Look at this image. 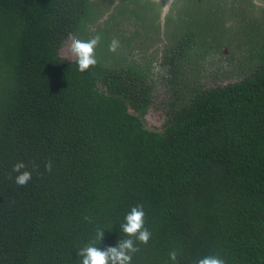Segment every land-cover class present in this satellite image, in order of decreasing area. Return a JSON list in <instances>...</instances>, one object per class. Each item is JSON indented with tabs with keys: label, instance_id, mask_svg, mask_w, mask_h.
Returning <instances> with one entry per match:
<instances>
[{
	"label": "trees",
	"instance_id": "trees-1",
	"mask_svg": "<svg viewBox=\"0 0 264 264\" xmlns=\"http://www.w3.org/2000/svg\"><path fill=\"white\" fill-rule=\"evenodd\" d=\"M228 1L184 0L160 77L140 52L159 31L152 0H0V264H78L97 226V247L117 245L136 205L152 238L132 264H170L172 250L179 264H264V0ZM70 34L101 36L87 72L62 57ZM219 53L241 54L242 79ZM150 107L165 109L160 130Z\"/></svg>",
	"mask_w": 264,
	"mask_h": 264
},
{
	"label": "clouds",
	"instance_id": "clouds-1",
	"mask_svg": "<svg viewBox=\"0 0 264 264\" xmlns=\"http://www.w3.org/2000/svg\"><path fill=\"white\" fill-rule=\"evenodd\" d=\"M68 50L75 57L78 71L81 73L89 71L98 61L95 50L101 42L99 34L83 40L73 35L68 36ZM120 47L118 40L113 39L109 44V51L115 53ZM28 166L20 161L13 165L12 172L16 173L14 183L17 187L23 188L32 180V171L27 170ZM38 169V165L33 170ZM46 172L53 171V161L48 160L44 164ZM12 179V176H9ZM84 220L91 223L89 216ZM123 238L117 242L116 246H106L101 250L97 247L105 235V229L97 226L94 237L77 251L80 257L78 264H132L133 257L140 251V245H148L152 232L145 227V212L143 205H136L125 215L124 223L120 225ZM180 253L177 250L169 252L170 264H179ZM195 264H226V261L218 255H206L199 258Z\"/></svg>",
	"mask_w": 264,
	"mask_h": 264
},
{
	"label": "rangeland",
	"instance_id": "rangeland-1",
	"mask_svg": "<svg viewBox=\"0 0 264 264\" xmlns=\"http://www.w3.org/2000/svg\"><path fill=\"white\" fill-rule=\"evenodd\" d=\"M123 1L124 0H113V2H114L113 9L118 10L120 7L117 8V6L120 5L121 3H123ZM112 10H111V12L107 10V12L104 13V17L100 21L101 23H103L109 17L110 13L114 12ZM238 24L236 23L235 25L237 26ZM136 30H137V28L135 29V31ZM146 36H148V33L146 34ZM169 40H170V38L167 36V31L164 30L163 37L159 40L158 43H156L154 45V40L149 38V41L147 42L146 48L140 50L141 53H144L143 57L152 63V65L154 66L153 69H154L155 73L157 75H160V77L165 76L166 72H165V69L162 68L161 64H160L161 63V54L159 52V45L161 42L165 43L164 45H166ZM68 44H66L61 50L62 57L66 60H74L75 57H73L68 50ZM228 54H229V52H228ZM228 54H226V55H228ZM239 55H241V54L235 53L234 56H235L236 61L234 60L233 63H231L229 61H226L225 58H223L222 55L219 53V54H215L214 61L217 62V60L222 59L221 61H223V65L221 64V67H223V68L221 70H224L227 72L229 71V73L231 72L232 69H235L236 71H238L240 69L239 72L241 74H239V76L237 77V80H240L243 78L244 66H243V63H241V61L239 60ZM140 59L142 60L141 55H139L137 57V60H140ZM212 60H213L212 55H209L207 58V62L209 63ZM209 69L212 71V69H213L212 66H209ZM230 77L233 80L235 79V76L231 75ZM231 79L227 77L223 81H220V82L225 84V83H228L229 81H231ZM205 84L212 85L213 83L211 81H206ZM158 88L159 89H157L156 92H160V93H164V91L166 89V87H164L163 84L158 86ZM158 96L159 97L156 100L157 102L155 104L156 106H158L162 101V98L160 97L159 93H158ZM154 108H156V107H150L149 108L150 110H148V113L145 116V123H146L147 127H149L150 129L160 130L163 128V124L166 120L165 109H163V108L162 109H154Z\"/></svg>",
	"mask_w": 264,
	"mask_h": 264
},
{
	"label": "flooded vegetation",
	"instance_id": "flooded-vegetation-1",
	"mask_svg": "<svg viewBox=\"0 0 264 264\" xmlns=\"http://www.w3.org/2000/svg\"><path fill=\"white\" fill-rule=\"evenodd\" d=\"M132 1L133 0H130V2H132ZM152 1L156 2L157 4L155 6H149L148 9H146V10H147L148 15L150 17L149 20H152V19L155 20L154 28L159 27V31H154V32L149 31L148 32L149 38L154 40V45L156 43H158L159 40L163 37L164 30L167 31V36L169 38H171L172 35L177 34L176 32H180V34H182L179 26H176L175 24L173 26V22H170V18H176L175 20H177L178 17L179 18L182 17V12H183L182 6L184 3V0H152ZM202 1L203 0H197L198 3H201ZM231 1H233V0L228 1L229 2L228 6L230 8H232V6H231L232 2ZM254 1L257 3H260V0H254ZM243 2H244V0H240L241 6H242L241 10H243ZM233 3H236V0H234ZM239 24H241V23H239ZM167 26H170L171 28L167 27ZM168 28H170V31L168 30ZM172 28L175 29V31ZM164 44L165 43L161 42L159 45V52H160L161 56L164 52V48H165ZM225 49L228 50V52H229L228 56L231 55V52H230L229 48H227V47L222 48V53L224 55H226Z\"/></svg>",
	"mask_w": 264,
	"mask_h": 264
},
{
	"label": "water",
	"instance_id": "water-1",
	"mask_svg": "<svg viewBox=\"0 0 264 264\" xmlns=\"http://www.w3.org/2000/svg\"><path fill=\"white\" fill-rule=\"evenodd\" d=\"M225 53L228 54V50L225 49Z\"/></svg>",
	"mask_w": 264,
	"mask_h": 264
}]
</instances>
